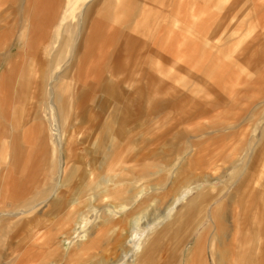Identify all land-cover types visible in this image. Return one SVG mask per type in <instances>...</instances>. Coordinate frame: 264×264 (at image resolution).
<instances>
[{"label": "rangeland", "instance_id": "rangeland-1", "mask_svg": "<svg viewBox=\"0 0 264 264\" xmlns=\"http://www.w3.org/2000/svg\"><path fill=\"white\" fill-rule=\"evenodd\" d=\"M23 4L0 0V264H264V0H78L30 30Z\"/></svg>", "mask_w": 264, "mask_h": 264}, {"label": "bare ground", "instance_id": "bare-ground-1", "mask_svg": "<svg viewBox=\"0 0 264 264\" xmlns=\"http://www.w3.org/2000/svg\"><path fill=\"white\" fill-rule=\"evenodd\" d=\"M43 1L42 0H37V6H36V8H35V15H34V21L35 22H38V21H40V20H44V21H47V20H49V18L52 16V14H49V7H48V5L44 2V3H42ZM90 1H88V3H89ZM77 2L75 1V0H70V3H69V6H68V9L67 10H65L64 11V13L62 14L63 15V19L64 18H66L67 17V15L69 14V13H72V9H75L74 8V5L76 4ZM85 6H86V4L85 5H83L82 6V8H81V11L83 12V9L85 8ZM67 11V12H66ZM88 11V9L86 10V12ZM86 12H85V14L83 15V13H82V15L80 16V20H81V23H82V25L83 26H85L84 28H85V31H84V33L85 34H83L82 35V38H83V43H82V40L80 41V44L82 43V45H84L83 47H82V49H86L87 51H89V46L91 45V44H93L94 42H93V40H94V37L96 36V25H95V23H92L91 25H89V19H87L88 17H87V15H86ZM53 13V12H52ZM75 13H76V11H75ZM78 17V16H77ZM51 19H52V17H51ZM33 22V21H32ZM31 23V22H30ZM46 27V26H45ZM33 28V24H31V26H30V29H32ZM83 28V27H82ZM29 29V30H30ZM36 31L35 32H38V30L39 29H35ZM41 32V31H40ZM54 38V37H53ZM85 42V43H84ZM60 48H61V46L59 45V48H56V49H54V52L56 53V54H58L59 52H60ZM71 52V51H70ZM77 60V59H76ZM75 64V63H74ZM58 77V76H57ZM61 80L59 79V80H57V83L58 82H60ZM63 84V83H62ZM61 84V85H62ZM61 85H59V84H57V90L59 89V87L61 86ZM8 147V146H7ZM7 163V162H6ZM30 177V176H29ZM1 188H3V194H2V196H3V198L5 197V198H9V197H11L12 195H16V192H14L13 191V193L14 194H10V193H8L7 192V188H6V185L5 184H2L1 186H0V189ZM30 208L31 207H29L28 205L27 206H25L24 207V210H22V212L21 213H25V212H27L28 210H30ZM19 210V209H18ZM217 220H219V219H217V218H215V219H212V223H215V226H216V223H217ZM217 231V230H216ZM150 234V233H149ZM204 234V233H203ZM138 236V235H137ZM213 238H216V240H219V238H220V236H219V232H215L214 234H213ZM145 240V239H144ZM143 240V241H144ZM145 242V241H144ZM140 243H142V242H140ZM143 245V244H142ZM145 245V244H144ZM137 247V246H136ZM140 250V252H141V249H142V246H141V248H139ZM221 251H222V249H218V251H217V253H216V256H217V258H218V260H221L222 258L220 257V255H221ZM225 251V250H224ZM139 252V253H140ZM142 255V254H141ZM221 258V259H220ZM137 261H139V259L137 260ZM140 261L142 262V261H145V258H144V255L143 256H141L140 257Z\"/></svg>", "mask_w": 264, "mask_h": 264}, {"label": "crops", "instance_id": "crops-1", "mask_svg": "<svg viewBox=\"0 0 264 264\" xmlns=\"http://www.w3.org/2000/svg\"><path fill=\"white\" fill-rule=\"evenodd\" d=\"M42 1H43L42 3L45 2V0H42ZM48 1H49V3H47V5L49 7V10L51 12H53V13H52V16H51L52 20H50V24H45V26H46L45 28L50 29V28H54L55 27V23L59 22L60 13H63L65 10L68 9L70 0H68L67 2H64L62 0H48ZM76 2H77V4H75V5L77 6L78 5V0H76ZM75 5H74V8H75ZM36 6H37V0H24V4H23V7L21 9V13H25L27 15L26 19H25L24 27L26 26L28 28V30H29L31 24H33L35 22L34 21V15H35ZM31 10L33 11V13H30ZM74 10L75 9H72V12ZM42 22L44 23V20ZM46 22L48 23L49 20H47ZM33 26H34V24H33ZM56 26H57V24H56ZM49 35H50V33L47 34V36H49Z\"/></svg>", "mask_w": 264, "mask_h": 264}]
</instances>
